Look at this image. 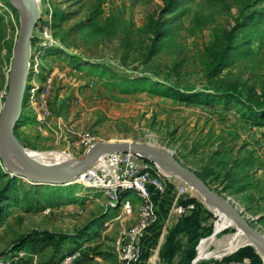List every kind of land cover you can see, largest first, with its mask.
Returning a JSON list of instances; mask_svg holds the SVG:
<instances>
[{
  "label": "rangeland",
  "instance_id": "374dc122",
  "mask_svg": "<svg viewBox=\"0 0 264 264\" xmlns=\"http://www.w3.org/2000/svg\"><path fill=\"white\" fill-rule=\"evenodd\" d=\"M20 32L14 2L0 0V117ZM244 103L264 109V0H41L17 135L27 149L78 160L103 142L166 148L264 234V110ZM146 164L167 189L141 264H264L195 188ZM9 181L0 252L47 232L70 237L54 264H118L116 241L140 219L137 195H126L130 215L124 194L36 185L0 156V188ZM48 243L1 264H46Z\"/></svg>",
  "mask_w": 264,
  "mask_h": 264
},
{
  "label": "water",
  "instance_id": "95a60500",
  "mask_svg": "<svg viewBox=\"0 0 264 264\" xmlns=\"http://www.w3.org/2000/svg\"><path fill=\"white\" fill-rule=\"evenodd\" d=\"M10 1H17L21 7L19 12L21 32L14 50L8 92L0 117V143L8 141L18 161L23 165L24 172H16L18 176L29 179L32 183L41 186H68L73 184L76 178L91 167L97 159L106 154L133 153L148 160H160L171 166L185 182L204 194L220 210L230 215L236 221L238 227L264 250V234L246 219L243 212L233 201L212 189L195 171L186 167L166 148L138 142L96 143L86 150L84 158L78 160L71 171L61 177L53 174L47 167L32 159L27 154V148L21 143L16 133L22 116L29 72L31 37L37 18L29 0ZM5 166L11 170L9 164H5Z\"/></svg>",
  "mask_w": 264,
  "mask_h": 264
},
{
  "label": "built area",
  "instance_id": "2783aa9c",
  "mask_svg": "<svg viewBox=\"0 0 264 264\" xmlns=\"http://www.w3.org/2000/svg\"><path fill=\"white\" fill-rule=\"evenodd\" d=\"M148 159L133 153H110L95 161L75 182L86 189H95L107 195L124 194L120 202L124 211L131 215L132 203L127 194H135L136 188L144 189L146 195H158L165 198L167 186L158 183L151 167L146 164ZM96 164L99 167H94ZM138 172H145V179H138ZM156 223L149 213L143 217L142 226L136 227V221L125 229L118 237L115 248L118 264H141L145 252V242L151 227ZM76 255L64 259L62 264H72Z\"/></svg>",
  "mask_w": 264,
  "mask_h": 264
},
{
  "label": "bare ground",
  "instance_id": "6f19581e",
  "mask_svg": "<svg viewBox=\"0 0 264 264\" xmlns=\"http://www.w3.org/2000/svg\"><path fill=\"white\" fill-rule=\"evenodd\" d=\"M17 10L20 12L21 7L17 1H13ZM35 14L36 18H38L39 10H40V4L41 0H29ZM27 154L34 159L35 161L41 163L45 167H47L53 174L61 177L66 175L71 169L77 164L78 159L74 156L67 154L65 152H40V151H34L27 149ZM0 156L4 160L5 164H9L11 170L14 173H23L24 167L23 165L18 161V158L14 154L11 145L8 141H5L4 143H0ZM155 161L156 167L158 168L159 172L165 176V177H176L182 181V177L178 175V173L167 163L160 161V160H152ZM161 183V182H158ZM197 193L200 195L201 198H203L205 204L209 208V210L214 213L215 215H218L222 218H226L230 220V222L233 224V226L237 229L239 234H242L244 236L249 237L244 231H242L238 225L236 224V221L228 214L224 213L222 210H220L212 201H210L204 194L196 190ZM137 196L142 200V211L140 215V219L138 223L136 224V227L142 226V220L143 217L146 216L147 213H149V216L151 219L156 221L157 215L154 210V205L150 199L149 195H146V192L144 189L136 188ZM251 239V238H250ZM252 244L255 246L258 253H260L264 257V250L252 239Z\"/></svg>",
  "mask_w": 264,
  "mask_h": 264
},
{
  "label": "trees",
  "instance_id": "16d2710c",
  "mask_svg": "<svg viewBox=\"0 0 264 264\" xmlns=\"http://www.w3.org/2000/svg\"><path fill=\"white\" fill-rule=\"evenodd\" d=\"M243 19L245 21V20L248 19V17L244 16ZM245 107H246V109L250 110L251 112H260V111L264 110L261 107H258L256 105L245 104ZM12 185H13V181H9L4 187L0 188V209H1V201L7 195V193L12 189ZM136 195H137V193H136ZM138 199H140V198H138ZM153 201L155 202V197L154 196H153ZM156 209H157V206H156ZM156 214H157V212H156ZM157 219H158V215H157ZM45 236H48V239H45L44 238ZM68 238H70V237H68L66 235H59L56 238V237H53L50 233H47V232H45V233H38V232L32 233L27 238H25V239H23L21 241H17L16 244L13 245L11 249H8L6 251L0 252V264H1L2 260H6L10 256H13V254L16 251L21 250L26 245L42 243V242H44L46 244H49L48 242L51 243L50 245L52 246V257L46 264H54V262H55L56 258L58 257V255L62 252L63 246H64V244H65V242L67 241Z\"/></svg>",
  "mask_w": 264,
  "mask_h": 264
},
{
  "label": "crops",
  "instance_id": "0c3cea01",
  "mask_svg": "<svg viewBox=\"0 0 264 264\" xmlns=\"http://www.w3.org/2000/svg\"><path fill=\"white\" fill-rule=\"evenodd\" d=\"M155 196H156L155 197V202L153 201V196L151 197V201H152V203L154 205V208H155V205H156L157 206V210H158V208L160 207V203H161L162 198H158L159 197L158 195H155Z\"/></svg>",
  "mask_w": 264,
  "mask_h": 264
}]
</instances>
